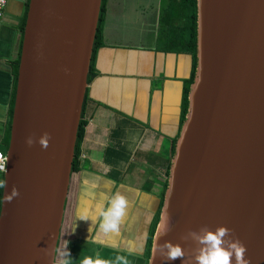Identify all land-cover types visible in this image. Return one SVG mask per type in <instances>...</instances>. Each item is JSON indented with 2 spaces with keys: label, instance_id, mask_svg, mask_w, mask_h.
I'll list each match as a JSON object with an SVG mask.
<instances>
[{
  "label": "water",
  "instance_id": "obj_1",
  "mask_svg": "<svg viewBox=\"0 0 264 264\" xmlns=\"http://www.w3.org/2000/svg\"><path fill=\"white\" fill-rule=\"evenodd\" d=\"M102 1L29 2L2 175L0 264H56ZM197 19L196 75L149 264H196L200 238L220 227L222 247L239 239L249 264L255 254L264 264V0H197ZM43 133L46 148L36 142ZM13 187L19 194L4 201ZM166 242L183 256L166 260Z\"/></svg>",
  "mask_w": 264,
  "mask_h": 264
},
{
  "label": "crops",
  "instance_id": "obj_2",
  "mask_svg": "<svg viewBox=\"0 0 264 264\" xmlns=\"http://www.w3.org/2000/svg\"><path fill=\"white\" fill-rule=\"evenodd\" d=\"M163 2L105 0L101 45L92 60L93 76L82 113L85 133L78 171L70 177L56 264H80L84 257L114 262L117 255L124 261L115 264H147L148 240L182 129L184 89L193 66L189 53L160 44L162 12L171 14L173 6V0L165 7ZM27 3L8 0L0 25V152L4 153ZM117 191L128 201L119 230L99 232L97 218L90 235V221L79 219L78 213L94 205L100 193ZM66 241L70 259L65 255Z\"/></svg>",
  "mask_w": 264,
  "mask_h": 264
},
{
  "label": "clouds",
  "instance_id": "obj_3",
  "mask_svg": "<svg viewBox=\"0 0 264 264\" xmlns=\"http://www.w3.org/2000/svg\"><path fill=\"white\" fill-rule=\"evenodd\" d=\"M49 139V134L43 133L36 142L41 146V148H46ZM25 143L31 146L33 143L31 137H27ZM5 185L6 177L0 179V187H5ZM18 194V191L15 189V187H13L9 194H4L3 199L4 201L11 202L12 198ZM105 201L107 202V206H105ZM127 207L128 201L120 192L117 191L111 195L100 193V199L97 200L94 205L82 209L78 213L77 217L81 220L90 221L88 228L90 235L92 232V227L96 223L97 218H99V232L115 233L119 230L121 218L124 216ZM166 220L167 217H165V221ZM167 227L168 226L165 223L163 231H166ZM225 231V228L220 227L216 229L215 232H205V234L200 238L201 242L204 244V247L201 249L200 254L194 258L196 264H232V261H234L235 264H249V260L244 257L246 248L239 239H236L229 246V248H224L221 246L222 237L224 236ZM67 243L68 242L66 241L65 255L69 258L66 248ZM163 247L167 248V252L165 254L166 260H175L183 256V251L179 245H172L166 242ZM118 261H124V257L117 255L114 262H109L100 258L92 259L89 257H84L80 264H115V262ZM65 264H67L66 261ZM181 264H183V261H181Z\"/></svg>",
  "mask_w": 264,
  "mask_h": 264
},
{
  "label": "trees",
  "instance_id": "obj_4",
  "mask_svg": "<svg viewBox=\"0 0 264 264\" xmlns=\"http://www.w3.org/2000/svg\"><path fill=\"white\" fill-rule=\"evenodd\" d=\"M176 1L177 0H173V6L172 7H174V8H171V9H173V10H171V14H167V10H166V13H164V15H163V17H162V25H163L162 29L166 30L165 34H167V33L169 34V39H167L163 36V38L166 39V46H168L172 49H179V50L181 48V50L186 51L193 58L192 75H191V78L187 82V85L185 86V89H184V103H183V113H182V123H184V121L186 119L187 112H188V106H189L188 97H189L190 87L194 82L195 75H196V68H197V20H198L197 19V0H178V4L175 3ZM29 2H30V0H28V3H27L26 14H25L24 21L22 24V29H21L22 30V39L24 37V30H25V25H26L27 12L29 9ZM104 5H105V0L102 1V5H101L100 21L98 24L96 39L94 42V51H93V55H92V60H93V57H94L96 50L101 45L100 25H101V19H102V15H103V11H104ZM20 57H21V51H20V54L18 56L17 61L14 63L16 84H17V78H18ZM92 76H93V70H92V62H91V68H90V73L88 76V82H90ZM15 96H16V87H15V91H14V99L12 102L13 104H12V107L10 110V121H9V127H8V142H7L8 145L10 142L11 124H12ZM84 128H85V123L83 120H81L79 128H78L77 141H76V146H75V150H74V161H73V165H72V173L78 171V157H79V152H80V145H81L84 133H85ZM8 145H7V149H8ZM174 154H175V144L173 146V155ZM170 166H171V164H169L168 169H167L168 171L166 173V179H165L164 188L162 191L161 206H160V212L158 215V219H157V222L153 226L150 238L148 240L147 250L149 251V255H150L152 244H153L155 229H156V227L160 221L161 209L163 207L165 192H166L167 187H168ZM2 195H3V187H0V209H1ZM59 237H60V234H59Z\"/></svg>",
  "mask_w": 264,
  "mask_h": 264
},
{
  "label": "rangeland",
  "instance_id": "obj_5",
  "mask_svg": "<svg viewBox=\"0 0 264 264\" xmlns=\"http://www.w3.org/2000/svg\"><path fill=\"white\" fill-rule=\"evenodd\" d=\"M164 4H163V7H165V4H168V0H164V2H163ZM172 8H174V7H172ZM173 10V9H172ZM166 12V9H164L163 10V12L162 13H165ZM161 18V17H160ZM177 25V24H176ZM162 19H161V21H160V31L158 32V35H159V39H160V41L162 42V43H160L161 45H162V47H167L168 49H172V48H170V47H168V46H163V45H166V39L165 38H167V39H169V34L167 33V34H165L166 33V30L165 29H162ZM177 28V27H176ZM163 36L165 37V38H163ZM161 47V46H160ZM161 47V48H162ZM84 103H85V101H84ZM83 107H84V105H83ZM83 113V112H82ZM81 120H82V117H81ZM161 206V205H160ZM162 210V209H161ZM159 212H160V210H159ZM161 215V214H160ZM156 230H157V227H156V229H155V232H156ZM151 235V234H150ZM147 247H148V245H147ZM151 251H152V248H151ZM147 257H148V259H147V264H149V261H150V258H151V252H150V255H149V251L147 250Z\"/></svg>",
  "mask_w": 264,
  "mask_h": 264
},
{
  "label": "built area",
  "instance_id": "obj_6",
  "mask_svg": "<svg viewBox=\"0 0 264 264\" xmlns=\"http://www.w3.org/2000/svg\"><path fill=\"white\" fill-rule=\"evenodd\" d=\"M8 0H0V25L2 23L3 10L6 7ZM7 170L6 153L0 152V173L3 175Z\"/></svg>",
  "mask_w": 264,
  "mask_h": 264
},
{
  "label": "bare ground",
  "instance_id": "obj_7",
  "mask_svg": "<svg viewBox=\"0 0 264 264\" xmlns=\"http://www.w3.org/2000/svg\"><path fill=\"white\" fill-rule=\"evenodd\" d=\"M260 240L261 241H263L264 240V238H260ZM256 247V246H255ZM258 247H260V246H258ZM255 256L257 257V255L255 254ZM255 257V264H260V261H259V259L258 258H256Z\"/></svg>",
  "mask_w": 264,
  "mask_h": 264
}]
</instances>
